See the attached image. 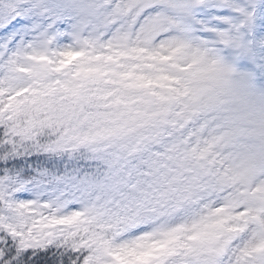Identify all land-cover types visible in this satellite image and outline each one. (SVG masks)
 <instances>
[{
	"label": "snow or ice",
	"instance_id": "1",
	"mask_svg": "<svg viewBox=\"0 0 264 264\" xmlns=\"http://www.w3.org/2000/svg\"><path fill=\"white\" fill-rule=\"evenodd\" d=\"M0 264H264V0H0Z\"/></svg>",
	"mask_w": 264,
	"mask_h": 264
}]
</instances>
